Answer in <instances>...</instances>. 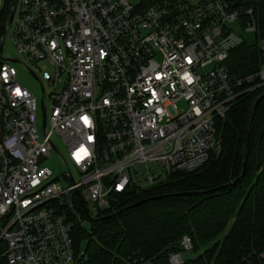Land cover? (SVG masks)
Wrapping results in <instances>:
<instances>
[{
    "label": "built area",
    "instance_id": "1",
    "mask_svg": "<svg viewBox=\"0 0 264 264\" xmlns=\"http://www.w3.org/2000/svg\"><path fill=\"white\" fill-rule=\"evenodd\" d=\"M257 1L0 0V264H78L76 224L221 155L218 120L264 86ZM236 23L262 60L244 77L227 65Z\"/></svg>",
    "mask_w": 264,
    "mask_h": 264
},
{
    "label": "trees",
    "instance_id": "2",
    "mask_svg": "<svg viewBox=\"0 0 264 264\" xmlns=\"http://www.w3.org/2000/svg\"><path fill=\"white\" fill-rule=\"evenodd\" d=\"M254 9L264 38V0ZM7 16L8 11L0 15V39ZM261 64L258 45L247 44L227 61L237 77L256 72ZM262 95L264 86L241 96L218 120L223 141L218 158L197 171L174 173L152 188L116 196L111 210L91 222L90 231L76 224L75 247L84 252L78 264H170L174 253L191 255L183 264H264V100L250 129ZM244 164L246 174L237 185L213 191L236 180ZM185 236L192 241L189 252L181 248Z\"/></svg>",
    "mask_w": 264,
    "mask_h": 264
},
{
    "label": "rangeland",
    "instance_id": "3",
    "mask_svg": "<svg viewBox=\"0 0 264 264\" xmlns=\"http://www.w3.org/2000/svg\"><path fill=\"white\" fill-rule=\"evenodd\" d=\"M1 9V8H0ZM232 28L234 30H236V32L245 40L247 46H250V47H254V46H257L258 44V38L256 37V35L252 32H245L242 30V28L239 26V23H236L234 25H232ZM9 51L8 47L6 49V53ZM18 69H21L20 67H18ZM21 74H24V72H22ZM32 84V83H30ZM30 87L34 90L36 96L38 97V99L40 100L41 99V96H42V92H41V89L36 86H34V84L30 85ZM55 144L57 145V147L59 148V150L64 154V156H66V148L65 146L63 145L62 142H58L57 140H55ZM50 164L53 165L55 168L51 167L52 170L55 172L56 175L64 172V168L61 164V157L55 153H53V156H52V160L50 161ZM85 229L90 231L92 226H91V222L88 221L86 224H85ZM186 237V236H185ZM87 242L84 243V245L86 246ZM188 256H191L190 254L186 253V254H183V258L186 259ZM184 263V261H183ZM171 264V263H170Z\"/></svg>",
    "mask_w": 264,
    "mask_h": 264
},
{
    "label": "water",
    "instance_id": "4",
    "mask_svg": "<svg viewBox=\"0 0 264 264\" xmlns=\"http://www.w3.org/2000/svg\"><path fill=\"white\" fill-rule=\"evenodd\" d=\"M12 19H13V16L10 18V21H11V22H12ZM262 100H264V95H262V96L256 101V103H255V105H254V107H253V110H252V117H251V123H250V129H251L252 124H253V118H254V115H255V113H256L257 107H258V105L261 103ZM43 118H44L43 121H44V124H45V122H46V119H45L46 116H45V111H44V109H43ZM248 142H249V139L247 140V144H246V148H245V161L247 160V157H248V154H247V152H248ZM245 174H246V167H245V164H244L243 172H242V174H241L236 180L230 182L229 184H227V185H225V186H223V187H221V188L215 189V190H213V191H217V190H220V189H222V188H226V187H229V186H232V185H237V184L240 182V180H241L242 178H244ZM178 195H186V194H178ZM153 199H155V198H153ZM146 201H148V200H145V201H141V202H139V203H136L134 206L141 205V204H143V203L146 202ZM82 206H83V208H84L85 213H87V210H86L85 205H84L83 203H82ZM95 221H96V220H95Z\"/></svg>",
    "mask_w": 264,
    "mask_h": 264
}]
</instances>
